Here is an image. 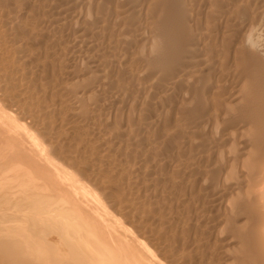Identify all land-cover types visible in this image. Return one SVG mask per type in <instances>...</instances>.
Here are the masks:
<instances>
[{
	"label": "bare ground",
	"instance_id": "obj_1",
	"mask_svg": "<svg viewBox=\"0 0 264 264\" xmlns=\"http://www.w3.org/2000/svg\"><path fill=\"white\" fill-rule=\"evenodd\" d=\"M0 264H264V0H0Z\"/></svg>",
	"mask_w": 264,
	"mask_h": 264
}]
</instances>
